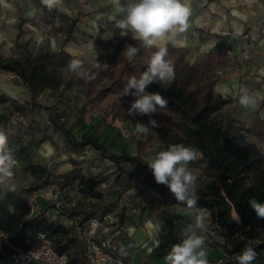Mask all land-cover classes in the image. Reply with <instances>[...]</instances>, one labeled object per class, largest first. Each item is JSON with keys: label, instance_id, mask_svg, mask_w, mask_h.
<instances>
[{"label": "trees", "instance_id": "obj_1", "mask_svg": "<svg viewBox=\"0 0 264 264\" xmlns=\"http://www.w3.org/2000/svg\"><path fill=\"white\" fill-rule=\"evenodd\" d=\"M33 1L38 3L40 0ZM15 6L16 13L20 14L19 4L15 3ZM87 14L82 10L77 11L76 17L64 28L62 43L72 40L75 22ZM19 19L21 25L28 20L21 16ZM20 30L17 38L21 34ZM93 44L101 68H92L90 58L84 63L85 69L94 74L95 79L88 81L81 78L83 84L77 115L83 116L89 109L101 107L102 116L127 121L134 128L137 122L147 124L149 116L128 114L134 97L124 96V88L131 77L139 78L147 70L149 59L157 49L143 47L130 34L112 38L96 35ZM159 45L167 47L166 59L173 62L175 76L162 83H153L146 89L148 92H159L168 100V105L151 116L160 127L152 129L147 135L134 136L135 155L108 150L90 132H83L77 138L72 127L64 120L63 109L37 101L45 89L56 92L78 77L69 68L70 62L76 58L63 46L57 49L44 46L30 51L28 44L24 43L25 53L22 55L3 56L0 51V72L14 74L29 91L28 100L0 93V130L8 135L9 145L12 143L9 130L12 128L13 115L18 118L17 115H23L28 110L42 111L46 113L49 127L37 139L32 142L28 139L19 145V162L30 145L38 148L42 142L49 141L60 155L66 154L63 161L70 165L59 171L49 160L30 159L22 162L21 168L29 173L31 181L15 188V191L0 186V232L7 236V240L17 243L26 231H44L52 238L57 251L65 252L70 260L82 263L86 260V246L84 237L76 232V225L82 226L91 219L102 220L111 213L115 218L113 222L122 227L123 232L127 223L114 210V203L105 199L104 192L99 188V174H86L81 166L86 161L74 156L90 146L99 151V159H107L115 165L113 185L116 197L131 190V197L139 199L137 207L141 214L137 215L133 224H141L145 219L143 212L147 210L156 211L158 219H171L175 209L205 210L209 225L206 237L210 240V246L219 248L225 254L220 264H238L236 256L249 241L259 253L255 264H264V219L258 218L248 205L251 198L264 204V116L258 113L264 107V97L256 108V116L246 128L255 139L249 141L228 113L234 98L224 96L215 89L220 79H228L232 74L231 71L224 74L218 72L234 67L236 62V57L229 53L228 48L224 44H216L189 61L186 47L175 46L170 42ZM128 46L139 48L138 53L128 56ZM220 110L227 113L226 125L216 116ZM16 127L19 129V125ZM55 132L63 136L62 144L55 139ZM154 139L167 148L182 143L197 148L201 153L196 161L189 164L193 173L200 167L194 173L197 177L195 195L198 199L195 208H188L177 201L166 186L155 182L144 162L146 158L141 156ZM134 181L137 186L132 189ZM52 186L61 190L75 188L82 199H88L89 202L79 200L72 206L58 208L54 218L47 214L48 210L55 208L51 201H47L38 212L35 211L32 200L36 193ZM9 204L14 205V213H9ZM233 213L239 214L242 223L237 224L232 220ZM61 215L72 218L73 223L65 225L60 221ZM0 241L5 245L4 239Z\"/></svg>", "mask_w": 264, "mask_h": 264}, {"label": "crops", "instance_id": "obj_2", "mask_svg": "<svg viewBox=\"0 0 264 264\" xmlns=\"http://www.w3.org/2000/svg\"><path fill=\"white\" fill-rule=\"evenodd\" d=\"M125 2L126 0H121V3ZM15 3L20 6V14L16 13ZM75 3L77 8L74 17L61 22L63 34L61 33L59 36L60 41L56 47V45H49L51 42H57L56 34L46 35L30 26L38 7L33 10V7L29 5L28 12L22 13L19 0H0V51L3 56L24 54L23 45L27 43L30 51H35L44 46L52 49L63 46L76 59L87 55V62L90 54L94 52L93 39L96 35L103 38L121 36V30L115 26V21H112L113 17L119 18L121 15L120 5L115 3L114 0H82L80 2L75 1ZM188 3L192 10L188 31L179 33L174 37L171 35L166 36L158 41V44L170 42L175 46L186 47L189 61H193L199 53L206 52L213 45L224 44L229 53L236 57V62L234 67L220 71L222 74L231 71L232 74L228 79H220L216 83L215 89L224 96L226 93H230L229 96L237 102H239L242 94L252 96L255 103L247 108L242 106L240 110H247L249 114L252 112V108L256 111L261 98L264 97V1L188 0ZM35 4L37 6V3ZM78 10L85 11L88 14L75 22L72 40L62 43L64 28L76 17ZM20 16L28 18L22 25L19 22ZM31 28L35 29V32H32ZM6 29H9V32H6ZM19 29H21V34L17 38ZM128 34L132 36L131 32ZM16 42L17 44H15ZM44 42H47V45ZM62 87L56 92H51L49 89L44 90L45 93L51 94V104L56 107H58L55 102L57 101L56 93H59ZM1 92L7 93L16 99H29V91L20 79L19 83L0 82ZM37 101L44 105H51L45 103L43 93L38 96ZM241 111H239L240 114H242ZM260 116H264V114ZM12 129V131L9 130L10 139L12 140L9 147L18 162L16 167H20V169L13 170L14 175L9 179V186L18 188L31 181V176L29 173L24 172L19 165V145L23 142L19 140L21 137L19 129L16 126ZM37 135L36 133L34 137ZM12 138L15 139V142ZM31 139L33 138L31 137ZM29 147L26 151H31V158L33 159L34 154L36 155L33 160H50L47 158L55 153L54 147L49 141L42 142L38 148L32 145ZM22 178L26 180L19 184ZM52 189L53 186L41 189L36 193L32 200L37 208L35 211L38 212L45 206V197H49L48 195ZM189 211L191 210L188 209L185 212ZM57 213L58 210L54 208L47 211L51 218H54ZM60 221L65 225H70L74 220L61 215ZM159 224L160 232L157 233ZM189 224H194L193 219L180 211L177 213L175 211L171 219L165 217L157 219L156 222L152 218H145L139 225L127 223L117 240L120 254L126 256L129 264H165L164 257L166 253L173 244L178 243V240L180 242L182 238L185 229L180 230L181 226H188ZM155 240H159V247H156ZM206 250L209 263L220 264L222 258L225 257V254L219 248L206 246Z\"/></svg>", "mask_w": 264, "mask_h": 264}, {"label": "clouds", "instance_id": "obj_3", "mask_svg": "<svg viewBox=\"0 0 264 264\" xmlns=\"http://www.w3.org/2000/svg\"><path fill=\"white\" fill-rule=\"evenodd\" d=\"M114 2L120 5L121 15L119 18H112L115 26L121 30L120 35L127 36L131 32L133 39L138 40L143 47L157 49L149 59L147 70L139 78L131 77L124 88V96L134 97L128 114L150 117L147 124L137 122L135 126L136 133L147 135L152 129L160 127L151 116L166 109L168 100L159 92H148L146 89L153 83H162L175 76L173 62L166 59L168 49L159 45L158 41L169 35L174 37L187 32L192 10L188 0H126L125 3L114 0ZM42 3L52 9L59 0H42ZM126 51L131 57L138 53L139 48L128 46ZM90 62L92 68H101V63L94 52L90 54ZM69 68L82 79L88 81L95 79V75L86 70L84 63L79 59L72 60ZM239 102L247 108L253 105L255 100L250 95L242 94ZM200 155L197 148L179 143L169 145L166 150L148 156L144 162L157 184L166 186L170 194L188 208H195L198 202L195 195L197 177L189 168V164L196 161ZM17 163L9 147L8 135L0 130V186L8 188L9 191H15L14 186H9V179L13 177ZM248 205L258 218L264 219V204L251 198ZM7 207L9 213L15 212L14 205L9 204ZM232 220L237 224L242 223L238 213L232 214ZM203 231L204 219L198 216L195 223L189 224L183 231L180 242L173 244L166 253L165 264H209ZM159 232L160 224L157 226V233ZM155 245L159 247V240H155ZM258 256L259 253L249 241L237 254L236 261L238 264H255Z\"/></svg>", "mask_w": 264, "mask_h": 264}, {"label": "rangeland", "instance_id": "obj_4", "mask_svg": "<svg viewBox=\"0 0 264 264\" xmlns=\"http://www.w3.org/2000/svg\"><path fill=\"white\" fill-rule=\"evenodd\" d=\"M75 1L80 2L82 0H59V3L55 7L49 9L42 3V0L37 3V6L33 0H19L22 6V13L28 12L27 10L29 5L33 7V10L38 7V11H36V13L34 14V18L30 22V26H32V28H36L41 33L46 35H49L50 33L56 34L58 39L57 42H51L50 44L48 43L49 45H56V47L58 46L60 41L59 36L61 35V33L63 34V25L61 24V22L65 20L67 21L69 18L74 17L75 15V9L77 8V4L75 3ZM8 30L9 29H6V32ZM32 32H35V29H32ZM44 44L47 45V42H44ZM87 57V55L80 56L79 60L84 63L86 62ZM218 74H222V72H218ZM3 81L19 83V78L12 73H1L0 82ZM82 84L83 83L81 78L77 77L73 80H70L68 85L63 86L61 91L59 93H56L57 101L55 102L56 104H58L57 108L63 109L65 111L64 120L68 126L72 127L75 136L78 138L83 132H90L95 134L99 138V140H101V142L106 145V148L108 150H113L125 155L137 154L134 145V136L138 133H136L135 128L132 127L129 122L121 121L118 119H111L110 116H102L101 107L89 109L88 112L83 116L77 115V108L79 107L80 103L79 96L82 91ZM43 94L45 95V103L51 104V94L45 92H43ZM225 95H230V93H226ZM239 104L240 103L237 102V100H234L233 103L230 104L228 113L234 118L235 122L239 124V126L241 127V132L243 133L245 138L249 141H254V137L246 131V128L249 127L251 120L256 116V111L253 108L250 114L247 110L241 111L240 108L242 109V105ZM51 105L53 107H56L54 104ZM239 111H241L242 114H240ZM258 113L259 115L264 114V109H261ZM45 114L46 113L42 111L28 110L23 115H17L18 118L15 117L16 115H13L11 127L19 125V129L21 130L19 131L21 133V137L19 139L20 141L26 142L28 141V139H30L31 141L37 139L40 136L41 132L49 128L46 122ZM216 116L223 125L227 124V113L220 110ZM10 130L12 131L13 129L10 128ZM36 133L38 135L34 137ZM31 137L33 139H31ZM54 137L57 141H59L60 144L63 143V136L60 133L55 132ZM166 149L167 147L165 145L159 143L154 139L151 143L148 144L147 148L144 150L141 156L147 158L150 155H155L159 151ZM25 153H27L26 156ZM25 153L22 154V161L20 160L19 162L20 166L22 162L30 159L32 160L31 151H26ZM35 156L36 155L34 154V158ZM74 156L78 160L86 161L81 163L82 169L86 174H99L101 180L99 188L104 192L105 199L114 203V210L118 215H121L122 218L125 219V223H133V221L136 220L137 215L139 213L141 214L139 208L137 207V202L139 201V199H134L131 197V195L129 194L131 190L119 198L116 197V191L113 185L115 165L107 159H99V151L93 149L90 146H86L83 151L79 152L78 155L74 154ZM65 158L66 154L60 155L59 151H55L54 155L50 156V158L47 159H50L49 163L51 165H56V168L59 171H62L66 167L70 166L68 162L63 161ZM14 169H20V167L18 168L15 166ZM199 169L200 167H197L194 170V173L196 174ZM25 180V178H22L19 184L21 182H24ZM136 186L137 182L134 181L132 189H134V187ZM54 194H56V196L60 200L59 208L67 207L68 204L72 201L77 202L79 200H84V202H89L88 199H82L75 188H67L61 190L58 187L53 186V189L48 195L49 197H45L44 203L46 204V201H51L54 206ZM32 206L34 210L37 209L33 201ZM175 211L176 213L178 211L184 212V214L193 219L194 223L198 216L203 217L205 223V231H203L202 235L205 237L206 246L208 247L211 245L210 240L206 237L209 225L206 220L207 212L205 210L185 212V210L175 209ZM143 214L144 218L153 217V219H158L156 211L152 212L147 210L144 211ZM186 228L187 226H181L180 230ZM124 258L126 259V263L129 264L126 256H124Z\"/></svg>", "mask_w": 264, "mask_h": 264}, {"label": "built area", "instance_id": "obj_5", "mask_svg": "<svg viewBox=\"0 0 264 264\" xmlns=\"http://www.w3.org/2000/svg\"><path fill=\"white\" fill-rule=\"evenodd\" d=\"M53 199L55 208H59L60 200L56 194ZM74 204L72 201L68 206ZM114 220L110 213L102 220L91 219L82 226H75L77 234L85 240L86 260L82 263L57 251L52 238L44 231H26L17 243L7 240V236L0 232V240H5V245L0 241V264H127L117 243L122 227Z\"/></svg>", "mask_w": 264, "mask_h": 264}]
</instances>
